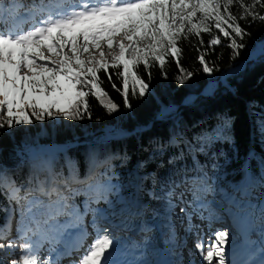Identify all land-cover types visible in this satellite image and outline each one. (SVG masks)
I'll return each instance as SVG.
<instances>
[{"label": "trees", "instance_id": "trees-1", "mask_svg": "<svg viewBox=\"0 0 264 264\" xmlns=\"http://www.w3.org/2000/svg\"><path fill=\"white\" fill-rule=\"evenodd\" d=\"M242 2L248 4L252 0ZM256 10L261 11L259 7ZM230 11L241 16L240 2L234 0ZM238 23L248 35L242 40L237 38L245 47L239 49L234 59L230 39L223 38L212 27L209 33L202 32L199 37L181 38L178 41L181 53L177 58L166 57L163 67L153 63L150 80L149 70L140 65L138 74L149 84V91L144 97L130 94V108L124 106L121 92L112 88L107 75L101 71L102 87L118 105V110L109 113L96 98L89 96L90 119L48 118L34 120L31 125L0 128V228L9 221L11 225L9 234H0V243L15 240L18 246L22 245L25 240L17 238L18 229H32L28 233L29 243H39L41 234L60 239L77 230L65 231L64 226L72 217L60 215L43 223L48 219L47 212L40 214L36 208L28 212L29 202L36 199L50 204L51 211H55L58 197L41 195L39 189L42 184L46 189L62 186L60 173L67 175L66 158L77 162L81 176L86 168L90 172L85 183L74 186L83 194L75 195L69 203L80 212L86 207L96 209L101 215L133 229L161 226L170 211L171 191L191 177L203 175L207 184L213 187L218 184L237 199L239 209L245 200H252L254 205L264 203V54L222 80L225 73L264 46V22L248 17L239 19ZM213 36H219L221 43L210 46ZM201 39L203 44L199 42ZM200 52L205 53L209 66L218 70L205 73L198 59ZM109 71L119 88L117 70L110 68ZM188 72L192 73L191 77L181 84L180 78ZM214 81L217 86L210 93H204L206 86ZM190 95L196 98L185 104ZM171 106L175 108L169 110ZM165 109L169 111L160 115ZM225 118L230 122L228 139L211 143L207 138H200ZM34 145L55 148L28 155L26 149ZM59 169L60 173L56 174ZM10 184L20 187L21 195L27 191V199L10 200ZM136 194L139 204L128 205ZM98 197H101L99 202H95ZM33 213L41 222L39 232L31 219ZM58 231L64 234L59 236ZM122 238L114 240V248L122 246ZM147 246L155 262H160L165 249L158 247L155 239ZM130 250L128 264H136L135 254H146L138 246ZM115 252L118 257L113 261L120 263L121 252L119 249ZM22 254L18 249L0 260V264H10Z\"/></svg>", "mask_w": 264, "mask_h": 264}, {"label": "snow or ice", "instance_id": "snow-or-ice-1", "mask_svg": "<svg viewBox=\"0 0 264 264\" xmlns=\"http://www.w3.org/2000/svg\"><path fill=\"white\" fill-rule=\"evenodd\" d=\"M237 2L243 9L239 17L230 11L234 0H29L28 3L17 0L10 7L0 8V128L31 125L34 120L48 118L90 119L89 96L96 98L109 113L118 110V105L102 87L101 71L107 75L112 88L121 92L124 106L130 108V94L144 97L149 91V84L138 74L140 65L149 70L150 80L153 63L158 62L163 67L166 57L177 58L181 53L178 47L181 38L199 37L202 32L209 33L212 27L223 38L230 39L234 59L239 55V49L245 47L237 42V38L242 40L248 35L238 20L251 17L253 21L264 22V0H252L248 4L242 0ZM257 7L261 11H257ZM199 42L204 43L202 39ZM220 43L219 36H213L209 41L210 46ZM198 59L205 73L218 70L205 61L204 52H200ZM110 68L117 70L115 75L121 81L119 88L112 80ZM191 75L186 73L180 83ZM229 129L230 122L225 118L211 131L202 133L200 138H207L211 143L228 139ZM65 168L67 175L60 173L63 187L46 189L42 184L39 189L41 195L58 197L55 211H51L50 204L36 199L29 202L28 212L32 213L33 208L40 214L47 212L48 219L43 223L60 215L72 217L64 227L66 232L77 229V238L67 251L53 249L51 258L43 259L39 248L49 237L41 234L39 243H29L28 233L32 229H18L17 238L25 242L19 246L15 240L0 243V260L19 249L23 254L19 259H12L10 264H61L64 256L84 247L90 233L83 217L92 209L86 207L80 212L69 201L75 195L83 194L74 186L85 183L90 172L86 168L81 176L77 162L71 158H66ZM8 188L10 200L27 199V191L21 195L20 187L10 184ZM99 198L95 202H99ZM172 207L169 201V210ZM31 219L39 232L41 222L35 213ZM92 227L97 238L88 246L80 264H112L115 241L109 238L95 217ZM10 230L9 221L0 228V234L7 235ZM227 237L228 233L218 231L206 253L203 244L197 243L206 264H213L214 259L217 264H226L223 245ZM51 242L60 241L53 238ZM227 264L238 262L229 259ZM240 264L255 262L249 259ZM259 264H264V250Z\"/></svg>", "mask_w": 264, "mask_h": 264}, {"label": "rangeland", "instance_id": "rangeland-1", "mask_svg": "<svg viewBox=\"0 0 264 264\" xmlns=\"http://www.w3.org/2000/svg\"><path fill=\"white\" fill-rule=\"evenodd\" d=\"M14 3H16V1H14ZM263 47L264 46L262 45L258 49L260 48L263 49ZM260 55H262V53ZM260 55L254 57L253 59H256ZM216 86H217L216 81L212 82L206 87L204 93H210ZM194 98L195 95L188 97L185 100V104L191 103L194 100ZM173 107L175 106H171L170 108ZM169 110L165 109L163 112L160 113V115L161 114L163 115L165 112ZM115 138H119V136H115ZM53 148L55 147L49 145H44V146L34 145L32 147H28L26 149V152L28 155H38L41 152H44L46 150H51ZM57 172L60 173V169L58 171L56 170V174ZM135 174L137 175V172ZM51 183L52 182H50V185ZM205 184H206V180H203L202 183H200L199 178L191 177L188 180H186L182 188L179 189L180 192L175 193V196L178 197L177 202L174 201L175 205L169 211L167 220L161 226H157L155 228L152 226H145V227L140 226L139 228L142 229L137 228L135 230H131L127 224H120V222L118 221H114L111 218L109 219L101 215V213H99L98 210L92 209V211H89L88 214L83 217L85 223L88 225V231L90 235L87 241L85 242L84 247L79 251V253H81L83 256L84 253L88 250V246L94 243L95 239L97 238V234L92 227V221H93L92 219L95 217L96 222L104 229V232L108 234L109 238L113 240L117 239L118 241L119 237L123 235L122 246L118 245V247L114 248V251H112V256H111L112 264H125L124 261H126L128 264L129 263L128 258L132 256L130 249H132L135 246H138L141 249V251L144 250L146 253L143 256L142 254H138V253L135 254V258L133 260L136 262V264H168L169 260L178 261L179 259L182 261L181 264H188L189 262L190 264H206V262L203 261L200 255V250L197 249L196 247L197 243L203 244L204 246L203 250L206 253L208 247L214 241L215 234L218 231H224L228 233L227 231L231 230L229 228H226L225 226L223 227V225L228 226L229 222H227L226 224L224 222L222 223L223 225L222 224L218 225V223L220 222L219 219V216L221 214L220 212H223V210L225 211L232 210L233 213L234 210H236L235 211L237 214L236 219L240 221L239 223H241L243 219H245L244 216H246L247 212L249 214L251 213V216L254 215L253 221H251V227H253L252 235L249 238V240L251 241V248L249 250L247 249V251H249V254L253 256L252 259L253 258L261 259V252L262 250H264V203L254 205L252 200H245L243 208L239 209L237 199L224 192L221 186L217 184L215 187H213L211 183L209 184L210 186H208L207 184L206 186H204ZM246 186L247 183L245 184L244 189L247 188ZM211 191L214 194H212ZM190 195L192 197H189ZM211 197L218 204L217 206H214L213 204H208V201ZM189 199H192L190 201L191 203L187 204V201L189 202ZM139 200L140 199L137 197L136 194V196H134V198L131 199L130 203L127 204L136 205L137 203L139 204ZM196 200L198 201L199 204L195 203L197 202ZM219 206L222 207L223 210L220 209ZM211 208L213 209L210 210ZM238 209L239 211H237ZM117 211L119 213L121 212L119 206ZM247 218L251 219L250 216H247ZM188 225L191 226V228H189L190 229L189 232L186 231ZM203 226H207V227L212 226L214 231L210 232L209 230L202 228ZM114 227L116 229H114ZM259 227L262 230H260ZM243 228L245 229L246 227L243 226ZM77 232L78 231L72 232L71 234H65L59 240L60 241L59 243H52L51 242L52 239L43 241L42 247L40 248L43 249V247H46L47 251L43 252V250H41L40 253H42V256L40 257L43 258L44 255H47L48 259H50L51 255L54 254L52 250L55 249V247H57V244L61 246V249L55 250L56 252L67 251L68 248L71 246L72 242L77 238L76 235ZM244 232L246 233V229ZM125 233H128V235L126 236ZM56 234L61 236L64 233L58 231ZM102 236L103 233H101V237ZM181 236L184 237L181 239ZM194 236H195L194 240L188 239L187 241H185L188 237L194 238ZM245 238L243 237L241 240L244 242ZM151 239H155L157 240V242H159L158 247H162V248L167 247L169 249L168 250L166 248L165 251L166 256H169V259L165 258L164 255L160 262H155V260L153 259L154 254L152 251L149 250L150 247L147 246V244H149ZM238 241L240 242V240ZM169 242H173L174 245H167V243ZM226 243H227V239H226ZM226 243L223 245L225 249H226ZM124 246H127L128 248L126 247V249H123ZM116 249H119L121 252L119 258L120 263H116L115 261H113L114 257L115 258L118 257L117 256L118 254L115 252ZM240 255L242 256L244 255V253L239 254L238 256ZM183 256L185 257L183 258ZM137 257L138 259H136ZM243 257L245 258L246 255H244ZM63 259H65V263H63ZM63 259L61 260V264H80V261L77 260L74 252H72L70 255L64 256Z\"/></svg>", "mask_w": 264, "mask_h": 264}, {"label": "bare ground", "instance_id": "bare-ground-1", "mask_svg": "<svg viewBox=\"0 0 264 264\" xmlns=\"http://www.w3.org/2000/svg\"><path fill=\"white\" fill-rule=\"evenodd\" d=\"M255 53H256V51H253L251 54L252 55H255ZM210 184V183H209ZM210 186V185H209ZM211 193H212V191H211ZM213 194V193H212ZM209 201L211 202V201H213L214 202V200H213V198L211 197L210 199H209ZM218 204L216 203V204H214V206H217ZM213 208H211L210 210H212ZM217 210V209H216ZM220 213H223V212H220ZM220 215H222V214H220ZM247 216H251V213L249 214L248 212L246 213V216H245V219H244V221L242 222V225L243 226H245L246 228V233L244 232L245 231V229L243 228V226H240L237 222H236V220L234 219V221H232L231 222V230L230 231H227L228 232V237H227V243H226V249H225V254H226V264H227V261L230 259H232V258H234V259H236V260H243V261H246V257L244 258L243 256L244 255H247L246 254V251H247V248H248V245L247 244H251V241L249 240V238L251 237V235H252V230H253V227H251V219H248L247 218ZM219 219H220V222L218 223V225L219 224H222V223H224V222H227V220H225L224 218H220V216H219ZM223 225V224H222ZM250 227V228H249ZM189 228H191V226L190 225H188L187 226V229H186V231H190L189 230ZM202 228H204V229H207V230H209L210 232H212V231H214V229H213V227L211 226V227H207V226H203ZM224 230H226V229H224ZM192 231V230H191ZM217 232V231H216ZM190 236V235H189ZM184 236H181V239L183 238ZM209 237H210V235H209ZM247 238V240H246V238H245V240H244V242L241 240L242 238ZM188 239H191V240H194L195 239V236H194V238H192V237H188L185 241H187ZM215 239V238H214ZM231 239V240H230ZM210 240V239H209ZM238 240H240V242L238 241ZM231 243H230V242ZM189 242V241H188ZM208 242V241H207ZM190 243H191V241H190ZM229 243H230V245H229ZM244 245H245V248H244ZM224 247V246H223ZM243 248V249H242ZM250 248H251V246H250ZM245 249V251H243ZM244 253V255H240V256H238L239 254H243ZM185 256H183V258H184ZM232 257V258H231ZM76 258H77V260L78 261H80V255H78V257L76 256ZM250 259H252V258H250ZM183 260V259H182ZM261 260V259H260ZM260 260L257 262V264H259V262H260ZM173 262H175V264H181L182 263V261L179 259L178 261H174V260H172ZM242 261V262H243ZM64 263H65V260H64ZM214 263H216L217 264V261L214 259V261H213V264Z\"/></svg>", "mask_w": 264, "mask_h": 264}, {"label": "water", "instance_id": "water-1", "mask_svg": "<svg viewBox=\"0 0 264 264\" xmlns=\"http://www.w3.org/2000/svg\"><path fill=\"white\" fill-rule=\"evenodd\" d=\"M255 51H256L255 55L250 54V56H249V58H248L247 60L243 61V62H242L241 64H239L237 67H234V68L230 69L227 73H225V74L222 76V80L226 79V77H228L229 75L234 74V73H237L238 71L244 69L245 66H246V64H247V62H248L249 60H253L254 57L260 55L261 53L263 54V52H264V47H263V49L260 48V49L255 50ZM211 83H212V82H211ZM211 83H209V84H211ZM209 84H208V85H209ZM173 108H175V107H173ZM170 110H171V108H170Z\"/></svg>", "mask_w": 264, "mask_h": 264}]
</instances>
